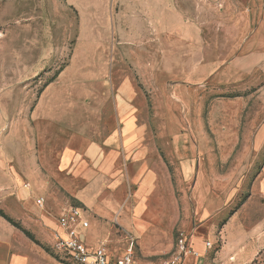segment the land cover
Returning <instances> with one entry per match:
<instances>
[{
  "label": "rangeland",
  "instance_id": "1",
  "mask_svg": "<svg viewBox=\"0 0 264 264\" xmlns=\"http://www.w3.org/2000/svg\"><path fill=\"white\" fill-rule=\"evenodd\" d=\"M175 1L186 33L176 35V53L165 54L151 49L157 20L150 15L137 28L129 0H95L83 28L69 0H0V104L10 109L31 96L34 103L61 73L52 92H64L63 113L97 121L105 102L124 97L147 128L145 160L169 163V175L155 166L150 190L165 202L173 197L175 213L147 241L160 253L145 254L139 237L118 226L100 244L111 253L133 246L139 257L162 262L184 234L199 253L187 264H264V0ZM142 35L148 51L135 47ZM79 44L88 51L72 60ZM65 116V125L76 117ZM63 200L85 207L90 220L77 199L65 193Z\"/></svg>",
  "mask_w": 264,
  "mask_h": 264
},
{
  "label": "crops",
  "instance_id": "2",
  "mask_svg": "<svg viewBox=\"0 0 264 264\" xmlns=\"http://www.w3.org/2000/svg\"><path fill=\"white\" fill-rule=\"evenodd\" d=\"M69 1L79 11L83 28L85 12L93 8L95 0H82L80 6L75 0ZM129 1L132 24L137 28L150 15L157 20L160 34L150 39L151 49L175 54L176 35L186 33L176 1ZM90 22L93 25V20ZM133 42L123 40L127 46H135ZM148 43L142 35L135 47L148 51ZM78 51L80 55L88 49L79 44L72 60L79 59ZM56 81L36 95L34 103L31 96L10 109L0 104V264H63L52 255L49 244L56 241L59 218L68 208L63 200L65 193L91 210L90 226L83 230L90 246L114 239L119 227L139 237L145 254L160 253L148 242L165 223L170 224L174 198L167 194V202L162 201L164 194L155 193L150 186L160 173L155 166L164 175L170 174L168 161L158 155L152 161L145 160L147 128L137 125L134 112L125 108L124 97L105 102L95 121L93 114L89 117L60 111L65 107L64 92H52ZM127 85L130 87V82ZM70 98V103L80 102L74 96ZM66 114L69 119L76 116L70 125L61 123ZM15 124L19 135L14 139L10 134ZM40 196L45 197L42 206L37 203ZM153 199L159 201L151 204ZM191 246L195 249L194 244ZM197 260L190 253L184 264Z\"/></svg>",
  "mask_w": 264,
  "mask_h": 264
},
{
  "label": "built area",
  "instance_id": "3",
  "mask_svg": "<svg viewBox=\"0 0 264 264\" xmlns=\"http://www.w3.org/2000/svg\"><path fill=\"white\" fill-rule=\"evenodd\" d=\"M43 197L37 203L43 205ZM88 210L83 206L70 205L59 218V230L54 244L58 257L68 264H184L188 254L199 255L186 236L178 240L175 254L168 260L156 262L139 257L130 246L121 255H115L107 249L105 244L96 247L90 246L84 236L83 230L90 226ZM211 246V242L206 243Z\"/></svg>",
  "mask_w": 264,
  "mask_h": 264
},
{
  "label": "trees",
  "instance_id": "4",
  "mask_svg": "<svg viewBox=\"0 0 264 264\" xmlns=\"http://www.w3.org/2000/svg\"><path fill=\"white\" fill-rule=\"evenodd\" d=\"M57 259H59V258H57Z\"/></svg>",
  "mask_w": 264,
  "mask_h": 264
}]
</instances>
